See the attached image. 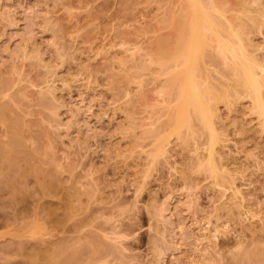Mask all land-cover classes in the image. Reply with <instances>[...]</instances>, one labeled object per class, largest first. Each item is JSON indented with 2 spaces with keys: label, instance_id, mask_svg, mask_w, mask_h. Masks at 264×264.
Instances as JSON below:
<instances>
[{
  "label": "rangeland",
  "instance_id": "1",
  "mask_svg": "<svg viewBox=\"0 0 264 264\" xmlns=\"http://www.w3.org/2000/svg\"><path fill=\"white\" fill-rule=\"evenodd\" d=\"M202 1L264 64V0ZM188 12V0H0V264L264 251V117L211 35L197 74L217 97L214 131L176 124L171 52Z\"/></svg>",
  "mask_w": 264,
  "mask_h": 264
},
{
  "label": "bare ground",
  "instance_id": "2",
  "mask_svg": "<svg viewBox=\"0 0 264 264\" xmlns=\"http://www.w3.org/2000/svg\"><path fill=\"white\" fill-rule=\"evenodd\" d=\"M188 5L187 20L182 25L178 43L171 52L174 59L181 58L182 60L180 68L173 70L174 84L176 82L179 84L177 126L180 128L185 124L189 125L192 118L195 117L200 120L202 125L211 129L212 132L214 131L212 121L216 113L213 107L217 97L211 87L204 85L199 80L197 74L198 63L203 57L209 35L215 38L224 53H230L237 60V63L230 67L235 77L236 85L253 98L259 114L264 117V64L258 62V58L256 59L254 55L248 54L250 51L247 52L243 44L240 51H236L228 43L224 36L232 32L233 26L224 23L215 14L217 8L213 2H211L209 7L202 0H188ZM175 23L180 25L181 19L179 17L175 18ZM212 169L216 170L214 166H212ZM209 231L211 232V230ZM95 253L96 251L94 250L92 254ZM233 254L235 255L233 259H236V262L232 261V263L235 262L234 264H264V251L260 249H253V247L252 249L244 248L237 250ZM77 256L78 254H76V257L73 255L76 262H78L77 259L79 260V256ZM47 261L50 264L57 263L53 256H48ZM203 264L208 263L203 262Z\"/></svg>",
  "mask_w": 264,
  "mask_h": 264
}]
</instances>
